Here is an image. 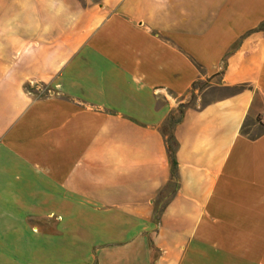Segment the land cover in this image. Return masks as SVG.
I'll use <instances>...</instances> for the list:
<instances>
[{
    "label": "crops",
    "instance_id": "obj_1",
    "mask_svg": "<svg viewBox=\"0 0 264 264\" xmlns=\"http://www.w3.org/2000/svg\"><path fill=\"white\" fill-rule=\"evenodd\" d=\"M262 23L264 0H0V264H264Z\"/></svg>",
    "mask_w": 264,
    "mask_h": 264
},
{
    "label": "trees",
    "instance_id": "obj_2",
    "mask_svg": "<svg viewBox=\"0 0 264 264\" xmlns=\"http://www.w3.org/2000/svg\"><path fill=\"white\" fill-rule=\"evenodd\" d=\"M256 32H264V23H262L256 30ZM244 87H234L229 90L230 94H235L237 92H240L243 90ZM180 122V119H173V117H170L168 119V122L166 124V129L168 128L170 131ZM167 131V130H166ZM165 133V132H164ZM166 136V151H167V157L170 164V182L166 188H164L158 195V198L156 200L155 205V217L157 218L160 214V212L164 209L166 204L169 202V200L175 195L177 188H178V180H177V164H176V150H177V144L174 140L172 132L169 135Z\"/></svg>",
    "mask_w": 264,
    "mask_h": 264
},
{
    "label": "rangeland",
    "instance_id": "obj_3",
    "mask_svg": "<svg viewBox=\"0 0 264 264\" xmlns=\"http://www.w3.org/2000/svg\"><path fill=\"white\" fill-rule=\"evenodd\" d=\"M230 93V92H227V94ZM49 94V90H47L46 88L44 87H40V89L38 90V94L37 96L38 97H44V96H47Z\"/></svg>",
    "mask_w": 264,
    "mask_h": 264
},
{
    "label": "built area",
    "instance_id": "obj_4",
    "mask_svg": "<svg viewBox=\"0 0 264 264\" xmlns=\"http://www.w3.org/2000/svg\"><path fill=\"white\" fill-rule=\"evenodd\" d=\"M258 122L264 126V114H262L259 118H258Z\"/></svg>",
    "mask_w": 264,
    "mask_h": 264
}]
</instances>
